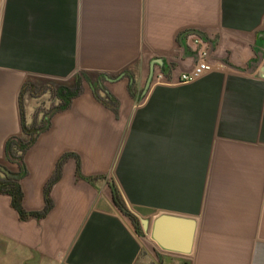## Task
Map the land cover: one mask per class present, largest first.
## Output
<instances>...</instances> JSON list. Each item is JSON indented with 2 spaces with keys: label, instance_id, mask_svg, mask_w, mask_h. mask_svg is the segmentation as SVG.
I'll list each match as a JSON object with an SVG mask.
<instances>
[{
  "label": "crops",
  "instance_id": "0c3cea01",
  "mask_svg": "<svg viewBox=\"0 0 264 264\" xmlns=\"http://www.w3.org/2000/svg\"><path fill=\"white\" fill-rule=\"evenodd\" d=\"M193 35L213 69L179 83ZM30 78L82 91L10 161ZM66 153L44 217L21 220L0 194V264H264V0H0V165L24 171L26 211L44 208ZM161 215L195 221L189 254L152 241ZM159 228L183 241L189 225Z\"/></svg>",
  "mask_w": 264,
  "mask_h": 264
},
{
  "label": "trees",
  "instance_id": "16d2710c",
  "mask_svg": "<svg viewBox=\"0 0 264 264\" xmlns=\"http://www.w3.org/2000/svg\"><path fill=\"white\" fill-rule=\"evenodd\" d=\"M82 91V87H81V82H80V78H76L73 86H68V85H60L57 87V89L55 90V96L56 98L59 100L58 105L55 107V111H62L67 109L70 106L71 100L74 97H77ZM21 95V93H20ZM97 100H100L98 97H96ZM19 104H20V118H21V132L22 134L27 137V140L23 139H18L19 141H13L12 140H8L6 141V145H5V156L7 160H14L17 159L19 161H21L23 159V154L26 151V149L28 148V145L30 144V138L33 135L34 131H42L47 129L48 127V121L43 122L42 127H39L37 129L34 128V126H30L27 127L25 125V121H24V113L22 110V106H21V98L19 97ZM101 101V100H100ZM103 102V101H102ZM103 104L107 105V102H103ZM109 106V104H108ZM68 155L71 154H64L62 156V159L60 160L58 167L56 168V171L54 172V174L52 175V177L50 178V180L48 181L46 187H45V206L42 210L40 211H26L24 209V207L22 206V191H21V187L19 184V179L20 177L24 174V171L21 169L20 173H15L12 174L11 176H7V175H3L0 176V194H6L8 196H10L11 199V206L14 208V210L18 213V216L21 220L27 218V217H36V218H42L46 215V213L50 210L51 207V202L50 199L48 198V190L51 186V184H53L60 176V166L63 162V160H65V158H67ZM0 174H2V172L0 171ZM75 174L76 177L78 178H84L87 181L91 180V177H83L80 173V165H79V161L78 159H76V168H75ZM111 198H112V202L115 205V207L122 213L124 214L126 217H128L130 219V221L132 222V225L134 226V229L136 231V233H139V230L137 229L138 227L136 226V219L135 217L128 212V210H126L124 202L118 192V190L114 187L111 186Z\"/></svg>",
  "mask_w": 264,
  "mask_h": 264
},
{
  "label": "rangeland",
  "instance_id": "374dc122",
  "mask_svg": "<svg viewBox=\"0 0 264 264\" xmlns=\"http://www.w3.org/2000/svg\"><path fill=\"white\" fill-rule=\"evenodd\" d=\"M27 89L29 90L30 94H27V96L24 98L25 102H21L23 113H26V110L28 109L27 105H31V110L33 111L32 114V120L34 128L37 129L39 127H42V118H46L47 116L52 113V111L57 106L56 102V96H55V89L60 86V82L44 79V78H30L29 81L26 83ZM30 95V96H29ZM25 107V108H23ZM26 116V114H25ZM27 122V119H26ZM30 122H27L26 124L29 125ZM15 141V140H13ZM111 186L116 188V185L114 182H109V190L111 193ZM125 205V203H124ZM126 210H128L129 213L133 214V211L128 209L125 205ZM118 210V209H117ZM118 212H120L118 210ZM121 216L131 225V227L134 229V226L132 225V222L128 217H126L124 214L120 212ZM139 230V233H137L138 236H142L140 226L137 222L136 225ZM135 230V229H134Z\"/></svg>",
  "mask_w": 264,
  "mask_h": 264
},
{
  "label": "water",
  "instance_id": "95a60500",
  "mask_svg": "<svg viewBox=\"0 0 264 264\" xmlns=\"http://www.w3.org/2000/svg\"><path fill=\"white\" fill-rule=\"evenodd\" d=\"M152 77V72L148 77V80L145 84V89H147L150 85V80ZM0 169L6 174L10 175V172L0 165ZM168 220L172 224H179V223H186L189 225V229L187 235L185 236V240L179 241V239L174 235L171 234V230H167V234L161 233L159 228L160 220ZM145 221L143 220V223ZM194 234H195V221L193 219H187L175 215H161L157 216L153 220L152 227L149 232V236L152 241L161 249L165 251H170L177 254L187 255L190 253L194 241Z\"/></svg>",
  "mask_w": 264,
  "mask_h": 264
},
{
  "label": "built area",
  "instance_id": "2783aa9c",
  "mask_svg": "<svg viewBox=\"0 0 264 264\" xmlns=\"http://www.w3.org/2000/svg\"><path fill=\"white\" fill-rule=\"evenodd\" d=\"M193 42L194 45H196V62L189 71L180 74L177 79L179 83L194 81L213 69V64L208 59V50L205 47H202V41L194 36Z\"/></svg>",
  "mask_w": 264,
  "mask_h": 264
}]
</instances>
